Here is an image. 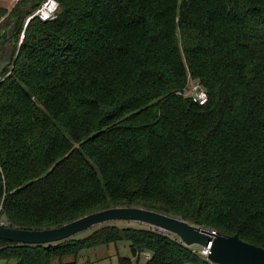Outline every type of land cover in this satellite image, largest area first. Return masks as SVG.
I'll list each match as a JSON object with an SVG mask.
<instances>
[{
	"label": "trees",
	"instance_id": "trees-1",
	"mask_svg": "<svg viewBox=\"0 0 264 264\" xmlns=\"http://www.w3.org/2000/svg\"><path fill=\"white\" fill-rule=\"evenodd\" d=\"M42 1L0 6L14 47L0 79V221L43 229L134 206L264 248V0H58L18 44ZM190 78L203 104L179 93ZM85 231L0 239V260L51 264L124 239L117 264H215L152 226Z\"/></svg>",
	"mask_w": 264,
	"mask_h": 264
},
{
	"label": "water",
	"instance_id": "water-1",
	"mask_svg": "<svg viewBox=\"0 0 264 264\" xmlns=\"http://www.w3.org/2000/svg\"><path fill=\"white\" fill-rule=\"evenodd\" d=\"M14 47L7 42V30L0 35V79L13 64ZM112 220H136L173 234L185 245L206 248V259L215 264H264V248L240 239L237 234L223 235L214 230L192 224L178 216L159 213L141 207H112L89 213L61 226L43 229H21L0 221V239L21 244H48L80 235L97 223Z\"/></svg>",
	"mask_w": 264,
	"mask_h": 264
},
{
	"label": "rangeland",
	"instance_id": "rangeland-1",
	"mask_svg": "<svg viewBox=\"0 0 264 264\" xmlns=\"http://www.w3.org/2000/svg\"><path fill=\"white\" fill-rule=\"evenodd\" d=\"M16 3L15 0H0V6L10 9ZM2 24V23H1ZM8 25L3 23L0 25V35L1 31L6 29ZM191 85V83H190ZM189 85V86H190ZM117 223L118 225H141L145 226L149 224L141 223L139 221H124V220H112L97 223L94 227L104 224ZM80 234H87V231H84ZM193 247L201 248V246L194 245ZM202 249V248H201ZM130 248L129 243L126 240H120L116 243L110 244H100L94 247L82 248L76 255H64L63 257H53L51 264H117L119 256H129ZM0 264H16L14 259L11 260H0Z\"/></svg>",
	"mask_w": 264,
	"mask_h": 264
},
{
	"label": "built area",
	"instance_id": "built-area-1",
	"mask_svg": "<svg viewBox=\"0 0 264 264\" xmlns=\"http://www.w3.org/2000/svg\"><path fill=\"white\" fill-rule=\"evenodd\" d=\"M15 1H18V0H15ZM58 4H59L58 0H43L42 3H40L38 5V7L25 18V20L23 22V28H22V32H21L20 37H19L18 44L21 42V40L23 38V31H24L27 23L32 18H35V17H37L41 20H47V19H52V18L56 17V14H57L56 11L58 9ZM190 83H191V85H190ZM179 93L184 95V96H188L190 98L192 97V99L194 101H197L200 104H203L207 100V92L198 83V81L193 80L192 78H190L188 80V84L183 89V91H179ZM201 248L199 249V252L201 254H203L204 256H206L207 255L206 254L207 249L203 248V247H201ZM141 255L143 256L144 259L150 257V254L147 251L141 253ZM136 258H137V256L134 257V259H136Z\"/></svg>",
	"mask_w": 264,
	"mask_h": 264
},
{
	"label": "bare ground",
	"instance_id": "bare-ground-1",
	"mask_svg": "<svg viewBox=\"0 0 264 264\" xmlns=\"http://www.w3.org/2000/svg\"><path fill=\"white\" fill-rule=\"evenodd\" d=\"M133 221H136V220H133ZM139 222H141V221H139ZM141 223H143V222H141ZM146 223V222H145ZM147 224H149V223H147Z\"/></svg>",
	"mask_w": 264,
	"mask_h": 264
}]
</instances>
